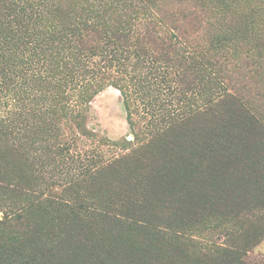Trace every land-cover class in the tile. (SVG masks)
Returning a JSON list of instances; mask_svg holds the SVG:
<instances>
[{
    "label": "rangeland",
    "instance_id": "rangeland-1",
    "mask_svg": "<svg viewBox=\"0 0 264 264\" xmlns=\"http://www.w3.org/2000/svg\"><path fill=\"white\" fill-rule=\"evenodd\" d=\"M160 5L164 18L160 28L163 32L158 36L178 46V55L169 51L163 63L157 56L151 61L129 54L111 62L110 56L104 54L95 59L96 73L86 78L91 88L84 90L79 80L85 75L81 68H75L79 55L76 44L69 41L72 34L89 35L82 31L85 25L101 29L128 24L145 34L146 14L151 11L143 12V1L0 0V54L19 45L23 56L20 61L25 62H19L24 76L16 80L18 96L6 94L0 100L7 103L1 114L20 112L13 124L5 123L12 129L9 136L0 135V153L7 157L0 170L11 172L17 166L25 194L58 197L60 203L83 204L95 213L143 212L163 216L169 211H181L176 199L169 201L165 185L161 190L157 185L164 176L157 170L168 166L165 157H157L165 140H157L151 160L140 162L147 170L143 186L151 181V197L169 202L162 212L155 207H135V165L109 173L99 168L113 155L125 156L140 148L158 130L164 133L173 129L178 137V131L186 129L181 125H187V119L198 112L201 104L208 98L215 100L219 94L225 96V107L219 115L211 110L204 127L207 130L196 138L199 142L191 139L190 143L202 146L200 151L206 154L207 164H221L225 166L223 172L234 166L240 168L230 161L232 156L233 160L238 156L236 141L243 137L247 142L249 123L253 121L264 127V0H161ZM16 6L20 9L12 11ZM210 12L231 19L229 36L212 33L208 24ZM157 17L159 21L160 15ZM8 18L18 23L12 31L4 27ZM75 28L79 31H73ZM224 29L219 25L217 32ZM220 45L224 46L222 50H211ZM201 57L204 62L210 60L214 68L211 66L204 73L198 66ZM178 63L184 66L183 71L188 67L185 79L177 70ZM71 77L75 79L70 82ZM121 85L129 99L124 98ZM228 113L238 118L226 124L218 122L217 118ZM235 126H239L240 134L231 132ZM210 131L217 134L207 135ZM13 147L20 151L17 158H12ZM187 151L182 153H186L185 157ZM240 161L245 167L247 160ZM249 167L253 176L238 178L243 180L240 185L244 196L231 193L229 207L219 206V199L213 196L214 187L198 194L201 217L195 222L192 237L204 248L214 245L222 251L229 250L244 264H264V179L257 177L264 173V166L255 161ZM167 172L166 168L165 177ZM250 184L255 185L253 193ZM229 209L233 210L228 212ZM89 222L97 235H102L106 227ZM72 246L78 250L80 242ZM62 249L61 246L56 250L55 261L65 262ZM220 256L218 253L215 258Z\"/></svg>",
    "mask_w": 264,
    "mask_h": 264
},
{
    "label": "trees",
    "instance_id": "trees-1",
    "mask_svg": "<svg viewBox=\"0 0 264 264\" xmlns=\"http://www.w3.org/2000/svg\"><path fill=\"white\" fill-rule=\"evenodd\" d=\"M140 1H143L146 6L143 12L151 11L146 14L145 34L133 30V26L129 24L114 25L108 28L101 26V29H96V26L85 25L82 31L89 32V35L72 34V40L69 41L75 42L79 54L76 56L75 68H81L85 75L82 80H79L78 76L77 79L80 82L79 86L84 90L91 88V84L86 78L92 77L96 73L97 63L95 59L103 57L104 54L110 56L111 62H117L121 58H118L119 56L129 54L141 56L151 61L157 56V60L163 63H166L164 55L168 54L169 51L178 55V46L170 43L166 38L158 36L163 32L160 31L164 18L160 5L161 0ZM203 7L205 8V6ZM18 9L20 7L16 6L12 11ZM159 15V21H156ZM208 24L212 33H221L220 36L223 38L229 36L233 27L231 19L218 12L214 14L210 12ZM219 25L225 29L217 32ZM4 27L12 31L18 27V23L8 18ZM73 31L79 30L75 28ZM221 40L225 41V39ZM223 47L220 45L211 50L218 51L222 50ZM20 49L21 46L16 45L9 52H6L7 54L1 51L0 100L5 99L6 94L12 95L14 93L15 96H18L16 91H18L19 85L16 80L24 76V67L19 66L20 63L25 65L24 61H20L23 57L20 54ZM203 59L201 57V66L199 64L198 66L204 73L211 66V69L214 68L210 60L204 62ZM176 65L178 72L182 73L181 77L187 75L188 67L183 71L184 66H181V63ZM202 71L199 70V73ZM183 78L185 79V76ZM70 79L71 82L75 78L71 77ZM119 89L124 94V98L129 99L125 96L127 93L124 90V85L119 86ZM224 97L219 94L215 100L208 98L204 101L202 106L197 109L198 112H194L187 119V125H181L186 128V131H178V137L174 136L175 131L173 129L166 130L164 133L163 130H158L154 135H150L140 148L130 150L125 156L114 157L113 155L99 168L109 173L117 169L122 170L130 164L135 165L137 168L134 170L135 181L133 183L137 194L135 207H155L161 210L159 212H162L163 209H167L169 202L166 199L151 197V181L143 186V181L147 178L144 173L147 170H145L146 166H142L140 162L147 159L151 160L153 147L157 144V140L160 143L165 140L164 148H160L157 157L160 160L166 158L168 166L165 169L167 168L168 172L165 177L164 168L157 170L160 174L164 172V176L159 179L160 183L157 185L160 190L164 189L165 185L168 190L169 201L176 199L179 202L177 207L181 211L178 210L174 214L171 211L168 215L163 216L143 212H139V214H136L137 212L128 214L127 212L124 214L120 212L117 214L113 211L95 213L90 208H85L83 204L75 203L70 206L69 203H60L58 197L47 199L40 195L30 193L27 195L23 189V181L16 173L18 169L15 167L17 166L14 165L15 167L11 172L7 169L0 170V212L2 213L0 216V264H244L242 260L238 259V256L229 250L222 251L214 245L204 248L201 242L192 237L195 232V222L201 217L199 216L201 215L199 213V206L201 205L197 203L198 200H201L199 193H203L207 187L210 190L214 187L216 195L213 196L219 199V206L222 205V208L229 207L231 205V193H239L241 197L244 196L242 194L244 189H241L242 185H240L243 180L238 181V178L246 179L250 174L253 176L254 173L249 171L251 170L249 166L255 161H258V166H264V127L254 121L253 124L249 123L250 135L247 140L249 143H244L246 138L243 139V137L242 141L241 137L237 141L235 140L238 144V149H236L238 156L234 160L232 156L230 161L232 164H237V167L240 166L239 169L234 166L233 169L223 172L225 166L220 164L216 167V163L211 164L210 160V163L207 164L206 154L200 151L202 146L199 147L195 142L194 144L190 143L191 139L198 141L196 138H200L202 132L207 130L204 127L207 125L206 118L211 110L218 115L221 113L225 107L226 99ZM6 106L7 103H0V135L2 138H7L10 130H12L5 123L13 124V119H16V116L20 114L17 110L1 114L2 108ZM128 106H130L129 102ZM235 118L238 116L235 117L228 113L223 118H217V120L226 124ZM193 121L194 128H192ZM179 128L178 126L177 129ZM237 128L239 126L233 127L231 132L240 134ZM244 131L243 128V135ZM215 134L217 131L207 133L209 136ZM167 135L170 138L167 139ZM215 146L218 147V145ZM219 147L222 148L223 145L219 144ZM189 148L190 150L187 151ZM11 151L13 152L12 158L20 156L17 147L11 148ZM186 151L188 157H185L186 153L182 154ZM251 156L252 159H250ZM6 159L7 157H3V154L0 153V165ZM242 159L247 160L245 167L241 165L240 160ZM257 177L264 179L263 171ZM254 186V184H250V192L252 193L255 189ZM230 210L233 209H229L228 212ZM89 220H93L94 225L102 224L103 227H106L100 233L102 235H97V230H94ZM74 242H80L78 250L72 246ZM61 246L63 247L61 251L65 255V262L54 260L56 250ZM218 253L219 256L221 255L220 258H215Z\"/></svg>",
    "mask_w": 264,
    "mask_h": 264
}]
</instances>
